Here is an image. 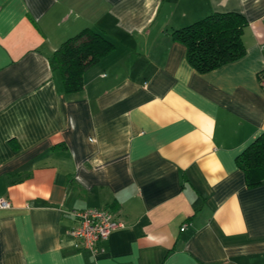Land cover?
<instances>
[{
	"label": "crops",
	"instance_id": "crops-1",
	"mask_svg": "<svg viewBox=\"0 0 264 264\" xmlns=\"http://www.w3.org/2000/svg\"><path fill=\"white\" fill-rule=\"evenodd\" d=\"M229 13L246 55L200 74L172 33ZM86 29L115 48L67 93L50 57ZM263 72L264 0H0V264H264L237 165ZM90 208L122 225L98 255L69 235Z\"/></svg>",
	"mask_w": 264,
	"mask_h": 264
},
{
	"label": "trees",
	"instance_id": "trees-1",
	"mask_svg": "<svg viewBox=\"0 0 264 264\" xmlns=\"http://www.w3.org/2000/svg\"><path fill=\"white\" fill-rule=\"evenodd\" d=\"M247 26L239 14H214L173 32L172 37L186 47L189 64L206 74L246 55L243 35ZM114 48L103 35L86 29L64 42L50 63L61 73L65 91L78 93L84 89L85 73ZM237 165L244 171L248 187L264 184V133L237 158Z\"/></svg>",
	"mask_w": 264,
	"mask_h": 264
},
{
	"label": "built area",
	"instance_id": "built-area-1",
	"mask_svg": "<svg viewBox=\"0 0 264 264\" xmlns=\"http://www.w3.org/2000/svg\"><path fill=\"white\" fill-rule=\"evenodd\" d=\"M259 84L264 92V72L260 76ZM11 208L12 203L9 200L0 198V209ZM72 215L76 219V225L70 229L69 235L94 255L103 252L101 243L107 241L110 235L122 226L116 216L108 209L74 210Z\"/></svg>",
	"mask_w": 264,
	"mask_h": 264
}]
</instances>
